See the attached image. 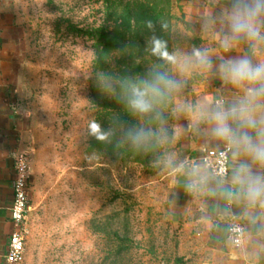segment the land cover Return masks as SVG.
Masks as SVG:
<instances>
[{
	"label": "rangeland",
	"instance_id": "1",
	"mask_svg": "<svg viewBox=\"0 0 264 264\" xmlns=\"http://www.w3.org/2000/svg\"><path fill=\"white\" fill-rule=\"evenodd\" d=\"M0 1L18 28L16 95L27 113L22 151L32 176L24 253L17 264H203L180 247V193L188 190L191 174L185 127L195 109L199 74L193 53L200 50L183 1H169L163 70L180 87L152 112L134 111L130 127L117 120L126 146L111 152L103 148L113 133L105 124L110 116L104 115L103 94L90 90L92 81L98 85V51L114 28L106 0ZM112 83L105 85L109 98ZM129 129L151 135L135 143Z\"/></svg>",
	"mask_w": 264,
	"mask_h": 264
},
{
	"label": "crops",
	"instance_id": "2",
	"mask_svg": "<svg viewBox=\"0 0 264 264\" xmlns=\"http://www.w3.org/2000/svg\"><path fill=\"white\" fill-rule=\"evenodd\" d=\"M188 20L200 39V50L207 54L211 66L196 60L199 80L194 84L195 109L185 127L184 145L191 166L188 190L180 193L184 201L179 207L182 216L181 243L186 256H198L203 264H264L263 208L252 206L245 199L241 186L232 183L233 170L241 163L250 166L254 174L264 175V168L249 158H234L230 151V170L220 179L200 160L204 146L227 144L211 135V125L201 121L194 125L198 112L205 106L223 101L227 107L244 97L243 89L225 83L217 73L224 60L249 56L254 63L264 62V42H241L225 49L221 41L228 31L220 17L231 10L232 0H182ZM264 35V28L261 29ZM20 40L14 15L2 9L0 1V264L5 260L8 237L13 226L9 219L14 178V157L22 150L27 127V113L18 102L16 79L20 61ZM264 116V109L258 119ZM230 123H232L230 121ZM235 127V123H232ZM261 125L258 123L257 128ZM255 136V131L249 129ZM29 200L32 176L29 175ZM231 193V195H229ZM235 214L243 223L244 238L233 245L227 236L226 219Z\"/></svg>",
	"mask_w": 264,
	"mask_h": 264
},
{
	"label": "clouds",
	"instance_id": "3",
	"mask_svg": "<svg viewBox=\"0 0 264 264\" xmlns=\"http://www.w3.org/2000/svg\"><path fill=\"white\" fill-rule=\"evenodd\" d=\"M220 19L227 23L228 28L221 41V46L225 49L242 40L264 42L261 32L264 28V0H232L231 10L222 14ZM147 25L151 28L153 22L147 21ZM193 55L199 64L211 66L205 52L195 49ZM169 59L176 63L175 56ZM217 73L225 83L243 89L244 97L227 107L222 100L215 105L203 107L199 110L194 125L201 121L207 122L211 125V135L226 142L234 158L245 156L264 168V116L258 119V113L264 109V62L254 63L245 55L222 61L217 66ZM151 76V82H146L143 88L132 89L127 103L135 112H152L156 102L180 87V83L166 73L155 72ZM230 121L236 126L233 127ZM258 123L260 128H257ZM96 126L92 124L90 128ZM249 129L255 131V136ZM126 134L135 143L142 142L151 135L144 129H129ZM179 167L182 168L183 165ZM232 183L241 186L250 205L259 204L264 208V175L254 174L248 164L241 163L233 170Z\"/></svg>",
	"mask_w": 264,
	"mask_h": 264
},
{
	"label": "trees",
	"instance_id": "4",
	"mask_svg": "<svg viewBox=\"0 0 264 264\" xmlns=\"http://www.w3.org/2000/svg\"><path fill=\"white\" fill-rule=\"evenodd\" d=\"M169 1L106 0L108 17L114 28L98 51L93 76L98 85L92 81L90 90L93 96L99 92L103 94L104 115L110 116L105 124L111 125L113 133L110 143L103 145L108 152L123 150L126 146L117 126L120 123L127 128L133 124L134 111L127 103L133 87L151 82V74L163 72L166 67L171 28ZM147 21H152L153 27L149 28ZM115 60L118 65H112ZM109 79L114 82L111 98L105 86ZM101 80L103 85L99 88ZM164 99L160 100L162 105Z\"/></svg>",
	"mask_w": 264,
	"mask_h": 264
},
{
	"label": "built area",
	"instance_id": "5",
	"mask_svg": "<svg viewBox=\"0 0 264 264\" xmlns=\"http://www.w3.org/2000/svg\"><path fill=\"white\" fill-rule=\"evenodd\" d=\"M200 160L211 170L215 177L225 178L230 170V146H204L201 148ZM14 178L12 182V200L9 208V219L13 229L8 237L5 260L17 264L23 258L26 222L29 214V166L26 154L20 150L14 157ZM227 236L233 245H238L244 238L243 223L237 215L229 214L226 219Z\"/></svg>",
	"mask_w": 264,
	"mask_h": 264
}]
</instances>
